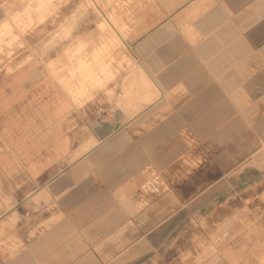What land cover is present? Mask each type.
I'll use <instances>...</instances> for the list:
<instances>
[{"label":"crops","instance_id":"0c3cea01","mask_svg":"<svg viewBox=\"0 0 264 264\" xmlns=\"http://www.w3.org/2000/svg\"><path fill=\"white\" fill-rule=\"evenodd\" d=\"M177 3L132 50L143 80L98 88V98H110L105 117L58 101L52 77L55 85L28 70L0 78V264H71L69 256L85 255L72 253L73 241L119 224L113 212L104 220L105 210L118 208L116 193L128 189L138 161L152 159L151 136L138 144L136 128L157 129L158 143L189 130L242 164L217 192L264 193V0ZM137 112L170 115L145 126L123 116ZM249 205L252 230L206 264H264V204ZM10 240L22 246L11 254Z\"/></svg>","mask_w":264,"mask_h":264},{"label":"rangeland","instance_id":"374dc122","mask_svg":"<svg viewBox=\"0 0 264 264\" xmlns=\"http://www.w3.org/2000/svg\"><path fill=\"white\" fill-rule=\"evenodd\" d=\"M177 1L0 0V78L28 70L55 85L52 77L69 99L57 91L58 101L93 108L89 115L96 119L105 117L103 100L108 103L110 98H98V88L102 93L108 80L123 76L143 80L132 50L176 11ZM134 115L145 126L170 114H123L126 121ZM133 131L138 141L151 136L152 152L147 153L152 159L146 155L145 161H138L128 189L116 193L118 208L105 210L104 220L113 212L118 217L112 220L119 224L106 223L96 240L73 241L72 253L85 255L65 260L71 259V264H206L210 253H223L226 245L246 238L256 220V209L249 204H264V193L248 198L243 192L246 186L216 191L225 174L242 164H234L224 150L198 142L187 129L172 131L161 143L155 137L157 129ZM255 184L259 180L244 185ZM9 243L13 244L10 254L20 249L21 243Z\"/></svg>","mask_w":264,"mask_h":264},{"label":"bare ground","instance_id":"6f19581e","mask_svg":"<svg viewBox=\"0 0 264 264\" xmlns=\"http://www.w3.org/2000/svg\"><path fill=\"white\" fill-rule=\"evenodd\" d=\"M195 2V1H194ZM197 4V3H196ZM0 7H1V5H0ZM6 7V6H5ZM4 7V8H5ZM3 9V8H2ZM12 14V13H11ZM12 25V24H11ZM141 113V112H140ZM136 117V116H135ZM128 123V122H127ZM115 134V133H114ZM111 136H112V134H111ZM109 138V137H108ZM102 142V141H101ZM54 221V220H53ZM56 222V221H55ZM54 223V222H53Z\"/></svg>","mask_w":264,"mask_h":264}]
</instances>
